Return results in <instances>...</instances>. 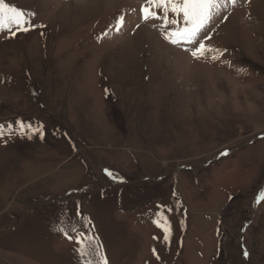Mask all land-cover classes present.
I'll use <instances>...</instances> for the list:
<instances>
[{"label": "rangeland", "instance_id": "1", "mask_svg": "<svg viewBox=\"0 0 264 264\" xmlns=\"http://www.w3.org/2000/svg\"><path fill=\"white\" fill-rule=\"evenodd\" d=\"M6 2L43 27L0 34V124L43 136L0 138V264H78L56 231L77 205L108 264H264V0L209 26L219 61L167 43L143 0Z\"/></svg>", "mask_w": 264, "mask_h": 264}, {"label": "snow or ice", "instance_id": "2", "mask_svg": "<svg viewBox=\"0 0 264 264\" xmlns=\"http://www.w3.org/2000/svg\"><path fill=\"white\" fill-rule=\"evenodd\" d=\"M236 4L237 0H143L140 16L143 22H158L163 39L172 46L188 52L193 59L219 61L227 50L213 48L206 44L205 41L210 39L207 32L217 17L227 12L230 7H235ZM34 16L35 13L21 10L6 0H0V34L13 38L19 33H27L34 28L43 27V25L33 23ZM227 18V15L223 16L224 20ZM124 21V15L116 17L113 25L116 32L121 30ZM104 35L106 36L107 33ZM6 134L9 138L13 134H19L28 139H32L33 134H39L42 137L43 125L25 124L19 120L16 121L15 128L12 125L0 124V138L5 137ZM228 154L225 150L220 153V156ZM104 172L108 177L114 175L108 169ZM261 200H264V191L260 192L256 203L259 204ZM78 208L79 205H77L74 216L59 221L56 231L76 245L78 264H108L102 250L103 246L95 235L94 229L91 228V221L82 216ZM156 208L152 222L163 233V241L167 243L172 230L167 213L172 209L162 204L156 205ZM153 254H156L155 249H153ZM243 256L247 259L249 253L245 250Z\"/></svg>", "mask_w": 264, "mask_h": 264}, {"label": "bare ground", "instance_id": "3", "mask_svg": "<svg viewBox=\"0 0 264 264\" xmlns=\"http://www.w3.org/2000/svg\"><path fill=\"white\" fill-rule=\"evenodd\" d=\"M258 2V1H257ZM252 5H253V3H252ZM225 23V22H224Z\"/></svg>", "mask_w": 264, "mask_h": 264}]
</instances>
